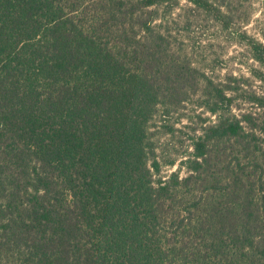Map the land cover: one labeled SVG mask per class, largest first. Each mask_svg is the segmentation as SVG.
<instances>
[{
	"label": "trees",
	"instance_id": "trees-1",
	"mask_svg": "<svg viewBox=\"0 0 264 264\" xmlns=\"http://www.w3.org/2000/svg\"><path fill=\"white\" fill-rule=\"evenodd\" d=\"M80 3L0 0V264H264V41L232 0ZM198 13L258 87L183 50ZM184 87L201 124L165 173L151 121Z\"/></svg>",
	"mask_w": 264,
	"mask_h": 264
},
{
	"label": "rangeland",
	"instance_id": "rangeland-1",
	"mask_svg": "<svg viewBox=\"0 0 264 264\" xmlns=\"http://www.w3.org/2000/svg\"><path fill=\"white\" fill-rule=\"evenodd\" d=\"M79 1L87 11L96 12L93 0ZM228 8L239 22L243 21V28L264 41V0H232ZM175 11L184 14L183 8H177ZM226 34L227 30L223 29L220 23L213 21L206 14L198 13L197 21L178 36L180 45L184 51L190 52L193 61H203L207 57L215 56L219 71H231L247 76L253 86L258 87L260 82L251 77L249 70L253 60L248 58L242 45L227 39ZM189 88L184 87L173 103L161 107L151 121L158 156L163 161L178 160L175 166L165 165V173L178 168L179 161L192 150L194 129L200 128L198 115L202 114L203 108L199 105L197 95L188 91ZM206 115H209L208 112L203 114Z\"/></svg>",
	"mask_w": 264,
	"mask_h": 264
}]
</instances>
